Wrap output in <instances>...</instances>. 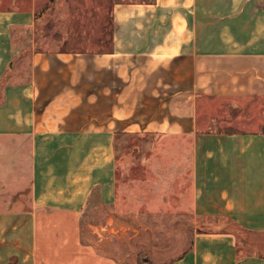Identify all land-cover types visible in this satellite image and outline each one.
Wrapping results in <instances>:
<instances>
[{
	"label": "crops",
	"instance_id": "1",
	"mask_svg": "<svg viewBox=\"0 0 264 264\" xmlns=\"http://www.w3.org/2000/svg\"><path fill=\"white\" fill-rule=\"evenodd\" d=\"M37 6L0 11V165L14 145L27 176L0 198V264H264V0H114L109 47L82 52L40 45Z\"/></svg>",
	"mask_w": 264,
	"mask_h": 264
},
{
	"label": "rangeland",
	"instance_id": "2",
	"mask_svg": "<svg viewBox=\"0 0 264 264\" xmlns=\"http://www.w3.org/2000/svg\"><path fill=\"white\" fill-rule=\"evenodd\" d=\"M38 3L37 6V21L36 29L39 32V41L40 45L41 41L47 38V32H51L52 35L49 37H53L55 42H60L66 40V46H70L74 52H82L79 49V46H86L89 48L93 46L94 43L102 41L103 51H105L109 47V42L111 41L112 36V18H111V10L114 0H58L56 3L53 13L48 17L46 14L47 10L52 7L54 1L53 0H36ZM31 5V0H0V11L5 10H15L16 8H26V6ZM58 9L62 12H59V15L53 18L52 15H55L58 12ZM100 41V42H101ZM61 45V44H60ZM64 47V45H62ZM68 51V50H66ZM93 52V51H88ZM14 145H9L8 148L10 153L7 156V161L1 162L0 165V198H11L14 197L15 193L19 191V193L23 194L25 198L27 196V176L24 174L23 177L12 178L14 174H12L11 170V162H12V154ZM140 149L142 147L140 140H136L134 138H124L121 139L119 145L116 146V155H117V171H116V179L115 184L116 188L118 185L121 188V192H125L126 190L122 187L127 184V173L129 166L131 165L133 154H136L137 148ZM143 148H145L143 146ZM15 154V153H14ZM22 165V164H21ZM20 165V166H21ZM5 166V167H4ZM133 171H135L134 175L131 177V180H137L143 178V171L140 167H134ZM15 180V187L11 184L12 180ZM119 190V189H118ZM18 196V195H17ZM96 201V200H95ZM96 215L93 216L94 222H101L108 218V211L102 210L101 206L96 202L95 203ZM115 209L113 210L115 219L112 221V228L109 234L111 235H124V233H129L132 230L127 224V220L125 217V194L116 197L115 201ZM112 213V214H113ZM110 214V212H109ZM188 214H184V222H188ZM95 222V223H96ZM170 227H168L169 230ZM193 228L192 226H184L182 231V237L184 240V245L188 238V230ZM148 230L152 233L156 232V228H148ZM99 235L98 238L104 237L108 235L107 230H100L97 232ZM174 245L173 242H169V245ZM168 245V246H169Z\"/></svg>",
	"mask_w": 264,
	"mask_h": 264
}]
</instances>
